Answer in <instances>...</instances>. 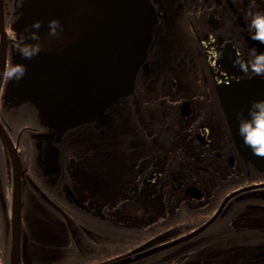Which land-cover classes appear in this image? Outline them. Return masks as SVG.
Segmentation results:
<instances>
[{
	"label": "flooded vegetation",
	"instance_id": "flooded-vegetation-1",
	"mask_svg": "<svg viewBox=\"0 0 264 264\" xmlns=\"http://www.w3.org/2000/svg\"><path fill=\"white\" fill-rule=\"evenodd\" d=\"M148 1L147 57L101 122L52 128L1 77L0 264H264V170L221 97L264 80L233 66L264 51L248 27L264 0ZM25 4L0 0L1 68ZM244 96L247 109L264 93Z\"/></svg>",
	"mask_w": 264,
	"mask_h": 264
},
{
	"label": "water",
	"instance_id": "water-1",
	"mask_svg": "<svg viewBox=\"0 0 264 264\" xmlns=\"http://www.w3.org/2000/svg\"><path fill=\"white\" fill-rule=\"evenodd\" d=\"M52 19L63 26L59 38L49 35ZM152 20L145 0H27L21 33L26 27L37 31L44 49L30 60L16 57L27 72L21 81H12L13 92L34 102L56 128L102 119L110 105L133 89L151 40ZM35 21H41L39 29L31 27ZM263 83L255 77L243 80L224 90L222 100L242 155L264 170V158L243 144L236 119L244 94L264 91Z\"/></svg>",
	"mask_w": 264,
	"mask_h": 264
},
{
	"label": "clouds",
	"instance_id": "clouds-1",
	"mask_svg": "<svg viewBox=\"0 0 264 264\" xmlns=\"http://www.w3.org/2000/svg\"><path fill=\"white\" fill-rule=\"evenodd\" d=\"M253 7L255 3L253 0ZM248 24L250 38L260 44H264V11L257 10L249 13ZM34 29L41 27V21H35ZM63 32V26L59 19L49 21V35L59 38ZM16 50L25 59L30 60L44 49L41 37L37 31H29L26 27L23 33L10 32ZM233 66L244 73L249 71L258 77H264V51L252 48L247 60L239 56L233 59ZM27 72V66L23 63H9L2 73L7 81H21ZM238 134L242 137L243 144L250 148L254 156L264 158V98L253 100L247 108V113L241 109L236 113Z\"/></svg>",
	"mask_w": 264,
	"mask_h": 264
}]
</instances>
